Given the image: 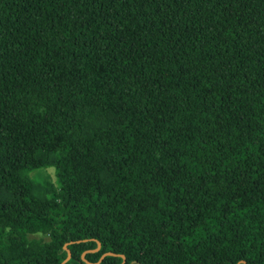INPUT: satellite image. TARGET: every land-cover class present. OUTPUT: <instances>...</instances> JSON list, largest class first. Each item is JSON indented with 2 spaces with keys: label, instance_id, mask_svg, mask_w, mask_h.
I'll return each mask as SVG.
<instances>
[{
  "label": "trees",
  "instance_id": "1",
  "mask_svg": "<svg viewBox=\"0 0 264 264\" xmlns=\"http://www.w3.org/2000/svg\"><path fill=\"white\" fill-rule=\"evenodd\" d=\"M65 244L264 264V0H0V264Z\"/></svg>",
  "mask_w": 264,
  "mask_h": 264
},
{
  "label": "rangeland",
  "instance_id": "2",
  "mask_svg": "<svg viewBox=\"0 0 264 264\" xmlns=\"http://www.w3.org/2000/svg\"><path fill=\"white\" fill-rule=\"evenodd\" d=\"M31 175L38 181V182H43V181H50L54 182L55 181V174H54V168H45V169H39L36 171L31 172ZM30 238H42V239H48L46 236H43L41 234H35V235H30Z\"/></svg>",
  "mask_w": 264,
  "mask_h": 264
},
{
  "label": "water",
  "instance_id": "3",
  "mask_svg": "<svg viewBox=\"0 0 264 264\" xmlns=\"http://www.w3.org/2000/svg\"><path fill=\"white\" fill-rule=\"evenodd\" d=\"M99 247H100V243L98 242V245H97V247H96L94 250H97ZM64 248L67 250V256L61 261L60 264L65 263V262L70 258V251H69V249L67 248V245H66V244L64 245ZM91 251H93V250H91ZM109 254H113V253H112V252H105V253H103V254L100 256L99 260L96 261V262H93V264H98V263L102 260V258H103L105 255H109ZM122 258H123V259H122V262H121L120 264H123L124 261H125V259H124L123 256H122ZM240 262H244V261H240Z\"/></svg>",
  "mask_w": 264,
  "mask_h": 264
}]
</instances>
